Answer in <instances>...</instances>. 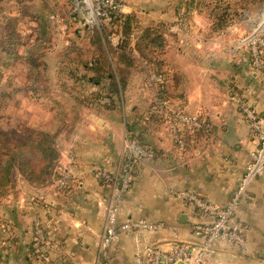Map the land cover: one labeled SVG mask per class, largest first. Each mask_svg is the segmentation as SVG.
Instances as JSON below:
<instances>
[{
    "label": "crops",
    "instance_id": "0c3cea01",
    "mask_svg": "<svg viewBox=\"0 0 264 264\" xmlns=\"http://www.w3.org/2000/svg\"><path fill=\"white\" fill-rule=\"evenodd\" d=\"M34 1L40 0L30 2ZM122 1L126 13L136 14L143 27H167V44L161 55L165 61L162 69L167 71L166 104L171 109L183 107L191 114L202 112L213 128L207 136L194 137L186 150L176 146L167 109L153 113L156 86L148 77L156 66L148 59H139L127 68L131 72L128 83L119 96H114L111 107L104 106L106 97L96 100L98 94H108V81L94 84L61 78L60 54L73 36L66 34V25L60 24L58 15L59 28L54 31L57 27L51 17L55 13L51 14L49 91L35 100L61 105L72 99L71 88L81 87L84 95L77 99L83 107L89 106L80 112L61 149L59 177L38 188L19 174L15 192L0 197V258L8 264H97L115 191L97 171L118 173L126 153L135 156V178L122 193L118 223L147 221L162 225L157 229H118L106 256L100 257L101 264H152L147 246L169 252L187 244L194 253L204 238L193 225L209 224L214 218L202 215L174 192L191 190L224 206L245 174L257 141L230 92L231 85L239 87L264 124V57L257 65L252 63L247 43H241L246 30L228 26L221 34H212V20L201 12L189 18L187 30H176L173 25L181 0ZM122 37L121 26H116L109 40L116 45ZM110 55L115 59L105 45L102 56L111 61ZM66 176L68 186L60 187L59 180ZM37 223L45 238L36 246ZM233 223L245 228L247 246L217 242L202 264H264L263 178L249 182Z\"/></svg>",
    "mask_w": 264,
    "mask_h": 264
},
{
    "label": "trees",
    "instance_id": "16d2710c",
    "mask_svg": "<svg viewBox=\"0 0 264 264\" xmlns=\"http://www.w3.org/2000/svg\"><path fill=\"white\" fill-rule=\"evenodd\" d=\"M30 1L0 0V73L8 67L15 70L18 64L26 66L27 81L15 91L26 88L37 97L47 93L46 83L49 82V78L46 75L48 70L46 57L52 48L50 15L65 8L67 11L58 16L66 25V34H72L73 37L69 38V44L60 54L59 74L61 78L75 82L90 81L94 84L108 81V94H98L96 100L106 97L108 102L104 106L111 107L114 105V96H119L128 83L131 72L127 68L139 59H148V62L156 66V70L153 69L154 71L148 77L156 86L153 113H160L163 109L185 110L183 107L171 109L166 104L168 102L167 71L162 69L165 61L161 57L167 44L165 25L143 27L136 14L111 11V20L102 21L96 27L88 23L80 28L78 26L79 15L85 12L76 5L75 0H40L41 3L37 6H32ZM181 12L188 20L194 12H204L212 20L211 33L216 35L221 34L238 15L237 9L229 0H181L177 13ZM26 24L28 26L24 28ZM116 26H121L123 37L116 45H113L109 40V35L115 31ZM105 45L113 52L115 59L112 58L110 61L102 56ZM248 47L251 61L254 63L251 46ZM263 57L264 49L260 53V62ZM114 63L116 66L113 67ZM89 72H94V75L90 76ZM153 75L159 79L157 80ZM40 76L42 80H45L44 82ZM235 89L240 93L238 86H235ZM230 92L233 94L231 87ZM257 115L259 116L258 113ZM212 128V122L210 128H185L182 131L185 139V147L182 150L188 148L194 137L207 136ZM18 134L23 139L13 147L14 155L9 159L6 147H3L0 141V197L15 192L20 173L31 185L38 188L48 185L54 178L59 177L57 167L62 155L53 136L46 131L28 132L27 134L22 128ZM33 152H35L33 157L39 161L36 159L32 161V158L17 161V153L23 158L26 154ZM33 242L35 243V236Z\"/></svg>",
    "mask_w": 264,
    "mask_h": 264
},
{
    "label": "built area",
    "instance_id": "2783aa9c",
    "mask_svg": "<svg viewBox=\"0 0 264 264\" xmlns=\"http://www.w3.org/2000/svg\"><path fill=\"white\" fill-rule=\"evenodd\" d=\"M77 6L84 10L85 18L89 24H100L102 21L111 20V11L126 12V4L122 0H75ZM54 24L59 23V18L55 15L51 17ZM188 19L181 12L178 14L176 23L173 25L176 30H187ZM247 44L251 46L254 56V64L260 62V53L264 49V34L254 32L247 38ZM157 80V76L153 75ZM232 96L237 100L241 114L248 122L251 133L257 141V145L250 151V160L246 166L245 174L240 182L237 192L224 206H217L201 195L191 190H178L174 194L184 202L192 204L202 215H211L214 220L209 224L197 223L193 225L196 233L201 234L204 238V243L192 253V247L187 244H179L172 251L166 252L160 248L146 247V253L152 264H202L206 256H208L212 247L217 242L229 241L242 248L247 246L246 231L243 226L235 225L233 217L239 208L240 198L245 192L249 182L256 177L264 179V124L257 115L255 109L244 99V97L231 86ZM169 119V127L172 138L179 149L185 147V139L182 131L185 128L199 129L202 127L210 128L211 122L208 117L202 112L191 114L186 110H167ZM129 153L124 155V161L121 163L120 174L115 175L106 169H98V177L105 181L114 182L113 197L109 203L107 220L102 237V245L100 257L106 256L107 248L117 236V230H131L142 227L145 229H157L162 223H152L147 221H126L118 223L121 210L122 193L129 189L135 178V161ZM60 187L68 185V178L63 177L58 182ZM40 225H36L35 245H39L45 238ZM99 262L100 263V258ZM0 264H8L4 259L0 258Z\"/></svg>",
    "mask_w": 264,
    "mask_h": 264
},
{
    "label": "rangeland",
    "instance_id": "374dc122",
    "mask_svg": "<svg viewBox=\"0 0 264 264\" xmlns=\"http://www.w3.org/2000/svg\"><path fill=\"white\" fill-rule=\"evenodd\" d=\"M229 1L232 2V5L235 7V9H237L238 13L237 17L234 19V22H232L229 26H237L242 30H246V32H243L244 35L242 33L241 43H247V38L254 34V32L256 31L264 34V0ZM40 3L41 1H34L30 4L32 6H37ZM205 9L209 8L205 7ZM66 11L67 10L65 8H63V10H57L55 12V15H61ZM85 22L86 21H84L83 14H81V16L79 15L78 26L80 28H83L84 24L86 25ZM60 24L64 25L63 21ZM97 25L98 24H90V26L95 27ZM27 26L28 25L26 24L24 28H27ZM54 27L56 28L54 29V31L58 32L57 29L59 27L57 26V24H54ZM62 31L63 30H61V32ZM247 45L250 46L249 44ZM25 69V65L18 64L15 70L8 67L4 69L3 73H0V141L1 145L3 147H6V153L9 155L8 159L11 158L12 155H14V152L12 151L14 150L13 147L17 144L18 141L23 139V137L18 134L19 131H21V128L23 129L24 133L27 134L28 132H48L49 135L53 136L61 151L65 141H68L69 139L70 129H73L76 125L77 120H79L78 117L80 115V112L84 111L88 108L87 106H89L86 105V107H83L84 105L79 103L77 99H80L84 95L81 92V90H83V88L81 87L71 88L70 94L72 99H67V101H64L63 103H61V105L55 106L53 103L44 104L42 100L36 101L35 98H37V96H35L31 90H26V88L18 89L17 91H15L17 87L25 85V81H27ZM46 75H49V71L48 73L46 72ZM91 75H94V72H91ZM41 78L42 76H40V79ZM42 81L44 82L45 80L43 79ZM48 91L49 89L47 90V92ZM34 153L35 152L28 153L23 158H21L20 154L17 153V161L22 159L28 160L31 158L32 161H39L38 159H36V157H33V155L35 156ZM120 172L121 171L118 170V173H115V175H119ZM112 174H114V172ZM107 182L110 183L111 188L116 185L114 182Z\"/></svg>",
    "mask_w": 264,
    "mask_h": 264
},
{
    "label": "water",
    "instance_id": "95a60500",
    "mask_svg": "<svg viewBox=\"0 0 264 264\" xmlns=\"http://www.w3.org/2000/svg\"><path fill=\"white\" fill-rule=\"evenodd\" d=\"M179 264H182L181 262Z\"/></svg>",
    "mask_w": 264,
    "mask_h": 264
}]
</instances>
